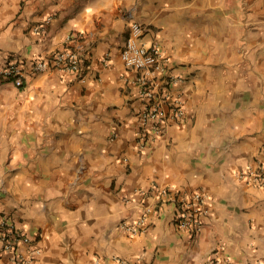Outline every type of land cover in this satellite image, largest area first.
<instances>
[{
    "label": "crops",
    "instance_id": "crops-1",
    "mask_svg": "<svg viewBox=\"0 0 264 264\" xmlns=\"http://www.w3.org/2000/svg\"><path fill=\"white\" fill-rule=\"evenodd\" d=\"M131 21L180 77L163 110L171 96L184 107L144 137L119 55ZM68 47L80 72L30 71ZM13 59L26 76L0 77V213L35 240L18 253L40 248L28 264H264V186L237 177L264 159V0H0V70ZM196 190L200 227H178ZM142 204L145 222L122 229Z\"/></svg>",
    "mask_w": 264,
    "mask_h": 264
},
{
    "label": "built area",
    "instance_id": "built-area-1",
    "mask_svg": "<svg viewBox=\"0 0 264 264\" xmlns=\"http://www.w3.org/2000/svg\"><path fill=\"white\" fill-rule=\"evenodd\" d=\"M35 29L37 30V27ZM128 29V35L119 55L124 66L137 73L136 82L139 86V95L144 100L139 116L143 125L142 130H144L142 136H146L149 131L159 134L167 117L174 121L183 119L184 107L178 96H171L167 113L162 108L163 102L170 97L169 87L176 83L180 77L170 74L166 70L164 61L156 47H146L141 42L143 32L141 24L131 21ZM68 39L70 36H67ZM51 67L80 72L82 70L81 57L72 48L59 49L49 58L34 59L31 62L30 71L37 73ZM25 76L26 73L18 59H13L5 68L0 70V77L9 80L17 87L24 85ZM237 177L264 186V159L257 158L247 163L242 169L237 170ZM135 191L141 192L140 189ZM167 192L165 188L159 189V193L162 195ZM205 199L206 193L200 190L182 197L174 214L175 224L181 228L198 230ZM122 200L126 203L130 201L127 196H123ZM150 209L149 204H142L136 218L133 221L122 220L120 222L121 228L129 232L137 231L138 227L145 222ZM19 241L32 244L35 240L23 234L8 214L0 213L1 250L11 252L16 264H28L34 259V256L40 253V248L35 246L31 254H20L16 251ZM203 264H220V262L217 257L209 256Z\"/></svg>",
    "mask_w": 264,
    "mask_h": 264
}]
</instances>
